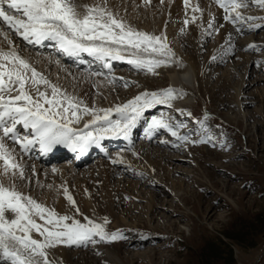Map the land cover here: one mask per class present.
Segmentation results:
<instances>
[{
  "label": "snow or ice",
  "instance_id": "snow-or-ice-1",
  "mask_svg": "<svg viewBox=\"0 0 264 264\" xmlns=\"http://www.w3.org/2000/svg\"><path fill=\"white\" fill-rule=\"evenodd\" d=\"M164 3L165 0H159L158 6L162 8ZM171 3L172 0H168L169 6ZM182 4L185 14L178 36L185 33L189 24H196L204 41L219 33L223 25L217 26L211 10L207 27H204L196 23L202 19L204 9L199 4H192L191 0H182ZM211 4L223 11V20L237 32H242L245 24L249 31L264 27L261 23L264 15L244 14L250 4L264 12V0H250V3L249 0H211ZM128 5L129 0H117L116 3L112 0H0V264H55L49 259V250L57 246L79 247L125 238L119 229L107 231V217L94 220L85 216L81 222L78 217L82 213L66 185L55 189L48 186L57 196L62 189L69 206L64 214L22 191V182L28 179L29 184L25 187L29 189L31 184L21 157L33 148L47 155L62 147L80 158L91 148L104 151L101 142L105 139L131 143V132L146 111L158 105L174 108V101L183 98L185 93L172 87L145 90L122 104L109 107H97L93 97L89 107L84 99L53 84L32 62L21 57L12 35L29 45L51 42L57 51L71 58L86 54L109 71L111 61L126 62L144 74H155L154 70L159 67H182L181 58L170 46L167 32L161 30L156 34L138 29L128 19L131 15ZM140 8L150 11L152 0H139V3L131 0L132 13L138 16ZM167 24L165 21V29ZM255 47L249 44L247 50H255ZM233 48L229 33L217 55L221 58L229 56ZM217 55L211 59L215 61ZM105 80L114 84L121 78L106 76ZM131 84L135 82H122L124 88ZM99 86L102 85L93 83V87ZM135 86L139 87L138 84ZM176 111L180 116H191L183 109ZM85 117L89 119L79 127ZM209 119L208 113L204 112L202 119L195 121L204 132L198 139L182 134L183 121H177L167 113L144 117L143 131L148 138L165 131L173 138L174 147L205 143L227 150L226 137L217 138L208 132L206 122ZM160 143L168 141L161 139ZM132 155L137 153L132 152ZM111 162L124 163L119 155ZM31 175H37L34 168Z\"/></svg>",
  "mask_w": 264,
  "mask_h": 264
},
{
  "label": "rangeland",
  "instance_id": "rangeland-1",
  "mask_svg": "<svg viewBox=\"0 0 264 264\" xmlns=\"http://www.w3.org/2000/svg\"><path fill=\"white\" fill-rule=\"evenodd\" d=\"M144 13L139 12L137 21L135 19L130 22L140 30L159 34V19H153L155 16L151 17L148 13L146 16ZM244 14L259 17L264 12L250 4ZM242 27L243 30L248 29L247 24ZM235 32L239 38L233 41L234 50L231 55L223 58L217 54L225 40L221 41L216 33L204 41L202 38H190L186 30L183 35H177L174 42L170 41V46L182 60V67H170L181 70L192 61L198 70L199 84L190 91L194 102L191 100L188 108L158 105L153 113L148 114L150 118L152 115L167 113L175 120L183 121L185 127L180 129L182 134L187 133L192 139H198L204 132L195 121L202 119L203 113L207 112L210 117L206 122L208 132L217 138L221 135L226 137L227 150H221L219 145L212 147L205 143L174 147L171 143L173 138L163 130L159 131L154 141L138 145V139L143 136L140 130V136H137L134 145H143L146 150L156 151L151 162L156 167L154 176L159 179L156 182L145 177L143 181L156 184L158 190L165 194L163 197L156 196L155 190L147 186L141 189L152 192L155 209L160 202L165 206L167 214L158 212L159 209L147 213L146 199L136 201L128 196L132 193L134 182H137L135 179L113 178V195L110 201L104 200L96 183L72 182L66 186L72 197L74 194L73 199L82 213L78 217L81 222L85 216L94 220L107 217V231L119 229L125 238L113 243L70 248L57 246L52 250L63 249L70 255L72 264H116L105 262L106 254L119 255L123 264H264V94L260 95L264 90V27L255 29L256 50H243L238 47L243 37L247 38L248 34L243 31ZM213 55H217L215 61L211 59ZM165 69L156 68L155 74H144L134 69L116 70V73L130 76L139 85L136 87L131 84L128 88H124L122 83L108 84L106 76L96 75L98 79L94 81L102 86L97 89L91 85V92L98 99L97 106L101 107L104 103L100 90H108L110 96L113 95L122 104L145 90L159 91L171 87ZM75 72L78 74L72 79H66L74 83L68 81L67 85H63L65 76L61 79L62 82L57 80L56 85L77 96L75 91L78 92L80 88L74 80L79 81V75L89 77L91 73L78 70ZM242 77L246 80L242 100L250 103L239 108L235 103V91L243 80ZM89 79L93 81V78ZM79 92L81 94L78 97L83 95L82 90ZM183 98L175 100L174 105ZM176 109L190 112L191 116H180ZM161 139L168 143L161 144ZM134 149L119 153L121 156H131ZM162 151L168 154L170 160H161ZM137 162L144 164L141 158H137ZM57 164L60 162L45 165V168ZM92 167V164L86 165L79 171H88ZM46 182L53 189L65 185L62 178ZM80 190H84L82 194ZM53 191L47 185L40 188L39 202L53 207L60 214L68 212L69 206L62 197V191L58 197ZM141 236L145 238L141 239ZM131 241L133 243L130 245Z\"/></svg>",
  "mask_w": 264,
  "mask_h": 264
},
{
  "label": "bare ground",
  "instance_id": "bare-ground-1",
  "mask_svg": "<svg viewBox=\"0 0 264 264\" xmlns=\"http://www.w3.org/2000/svg\"><path fill=\"white\" fill-rule=\"evenodd\" d=\"M116 2H117V0H112V3H116ZM137 3H139V0H137ZM191 3L192 4H199V6L202 9H204L202 19L198 20L196 22L197 24H203L204 27H207V21L209 19V10H211V12L215 15L217 26L219 27L220 25H223V27H220L219 33L217 34V37L221 41H223L228 37L229 33H231L233 41H236V39L239 38V35H237V33L235 32V29L233 28V26L231 24L226 23L223 20V15H224L223 11L219 7H217L215 4H211V0H191ZM158 5H159V0H152V8L150 11H146L143 8H140L137 11H138V13L139 12L141 13V11L143 13L145 12L144 14L146 16H147L146 13H148L149 16H151V17L155 16V18H153V19H156V18L159 19V21H157V22H159L158 24H160V26H159L160 29L159 28L158 29L160 31L165 30L167 32L168 40L171 42H174L173 39L177 36V33L179 32V29L182 26V21H183L184 14H185L183 4H182V0H172V3L170 6L168 4V0H165V3H164L162 8L159 7ZM128 12L131 14L128 17V19L130 21L135 20L139 16V15L137 16L136 14L132 13L131 0H129ZM248 15H250V14H248ZM145 19H146V17L144 18V20ZM148 19H150V18H148ZM140 20H141V18H140ZM144 20H143V22H144ZM136 21H137V19H136ZM152 21H154V20H152ZM165 21H168L166 29H165ZM144 25H142V26H144ZM155 25H156V23H155ZM152 26H153V24H152ZM146 28H147V26H146ZM187 30L190 34V36H189L190 38L195 39V40L201 39L200 30L196 27V24H189ZM243 32H244V34H248V36H247V38L243 37V39H242L241 43H239L238 47H240L243 50H247V46L249 44H253V45L257 44L255 42L257 39V36L254 35L255 30L249 31L248 29H244ZM234 33H236V34H234ZM12 39H13L14 45L19 49L21 57L28 59L30 62H32L34 67L36 68V70L38 72H41L53 84H56L57 80L62 82L63 78L66 76L64 78L65 81L63 82V85H65V84L67 85L68 81L71 82V80H66V79H72V77L75 74H78L77 72H75V70L90 72L91 75H89V77L79 75V78H80L79 81H76L77 79L74 80L76 82L77 87L79 86L80 90H82V93H83V95H79V97L84 99L89 107H91L92 98L95 97L91 92V85H93V83L100 85L99 82L97 83V81H94V80L98 79V78H96V75H99V76H108L109 75L112 77L114 76L117 78H121L119 83H122L123 80L131 81V82L136 81V80H133L130 76H126L124 74H120V73L115 72L116 70L119 71L120 69H129V70L132 69L131 66L128 65L126 62L111 61V63H110L111 70L109 71V70H106L104 68H101L100 64L96 60L91 59V58H86V57L82 56V58L79 57L76 59H74V58L62 59L61 58V56L63 55L62 53H57L54 56L51 53L52 48H53V44L51 42L45 41L42 43L41 46L29 45L26 42H24L23 40H21L20 38L15 37L14 34L12 35ZM187 39H188V37H187ZM233 50H234V48H233ZM255 50H256V47H255ZM241 58H246V57L241 56ZM165 68H166L165 71H166L168 82H169L170 86L174 89H179L183 93H185L184 98L182 100H178V103L175 104L174 106L176 108H182V107L188 108V107H190V104H191L190 101L192 100V102H194V98L192 97L190 91L195 86H198V84H199V82H198V70H197L195 64L192 61H190L187 63L186 67H184L181 70H176L170 66L165 67ZM58 77H59V79H58ZM89 78H91V79L93 78V81H91ZM242 79H243V77H242ZM257 84H258V82H257ZM245 87H246V80L243 79L240 81L239 87L235 91L236 92L235 93V95H236L235 96L236 97L235 103L237 104V106L239 108L243 107L245 103H250V102H245L242 100V97H244L243 91L245 90ZM96 88L98 89V88H100V86L96 87ZM106 88H107V86H106ZM80 90H78V92L77 91H75V92L78 94H81L79 92ZM262 91H264V90H262ZM262 91L260 92V95L264 94V93H262ZM106 92L108 93L109 91L107 90ZM106 92L103 90L102 91L100 90V97L103 99V102H104L101 105V107H109V106H112L114 104H121L120 101L113 98V95L110 96V94L109 93L107 94ZM78 94H77V96H78ZM118 95H119V93H118ZM260 95H258V98ZM95 99H96V103H97L98 99L96 97H95ZM253 102L254 101H252V103ZM97 107H100V106H97ZM154 109H156V108H153L151 110L146 111L144 113V117L148 118L149 117L148 114L153 113ZM144 117H142L141 120L138 122L137 127L133 129L134 130V131H132L133 137L135 136L138 129L139 130L141 129V132L144 134L143 129L146 126V124L144 122ZM113 118H115V117L113 116ZM87 119H89V117H85L84 120H82L79 127H82L83 122L86 121ZM19 130L21 131V133L23 132L22 128ZM156 137H157V133L154 134L152 138H148L144 135V137L142 139H138L137 143H138V145L146 144V143L154 141L156 139ZM133 140H134V138H133ZM138 145L135 146L134 143H132L129 146V148L127 150L125 149L124 151L123 150L113 151L112 149H110L111 148L110 147L109 149H106L105 153H101V154H98L97 150H95V152L93 150L92 153L93 152L95 153L94 158L88 157V158L84 159V161L81 163L79 162L80 161L79 158H76V157L73 158L70 155H66L63 153H59L56 156L51 157V158H41V159L36 160L34 158L35 155L32 154L31 152H29L27 155H24L23 157H21V159L24 161V163L26 165V168H27L26 176L30 178L31 187H30V189L28 187H25V185L29 184V180L26 179L21 184V190L25 191V192H29V194L31 196H33L35 199H37V201L39 202V201H41V199L38 196V194H39L38 192L41 188L40 185H44V186L47 185V187H48L49 183H47L46 181H50V180H53L55 178H58V179L62 178V180L65 182V185L66 184L69 185V183H72V182L74 184H76V183L81 184V183H84V181H87V182L90 181V182L96 183L99 186L98 187L99 191L101 192V196L104 198V200L106 199V201H110L111 196L113 195V193L111 195L112 188L114 187V185L111 184L112 179L113 178H120V177L124 178V179L132 178V179H135L138 183L134 182V187H132V190H131L132 193L130 192V195H128V196H131L132 200H136V201H143L144 199H146L147 202L145 204V209H146L147 213H151L153 211V209L154 210L159 209L158 212H163V214H167V210H166L165 206H163V204L160 202L158 203L159 206L157 207V209H155L156 206H154L155 201L153 199L154 195L163 197L165 194L164 191L158 190V186L156 184L151 185L150 183H145L143 181L145 179V177L152 178V180L154 179L156 182L159 181V179L154 176V172H155L154 169H156V167L151 162L152 157L156 154V151L146 150L145 146H143V145L138 146ZM104 146L109 147L110 145L108 143H106ZM134 146L135 147L138 146V147L135 148ZM130 149H134L132 151L137 153V155L133 156L131 154V156H128V155L127 156H121V154L119 153L121 151L128 152V150H130ZM110 150H112V151H110ZM162 152H163V154L162 153L160 154L161 160H163V161L164 160H170L169 157H167L168 154L165 151H162ZM117 155H119L123 159V161H124L123 164H113L111 162L112 159L116 158ZM137 158L138 159L141 158L144 161V164H142L143 166L137 162ZM56 162H60V164H57L56 166L51 165L50 168H45V165H49V164L56 163ZM90 164L93 165L91 170L79 171V169H84V166H86V165L88 166ZM164 167L166 169L167 166L164 164ZM33 168L35 169V171L37 173L36 176L31 175ZM129 168L131 170H129ZM53 169H55V173H53ZM136 173H140L141 175L138 176V175H136ZM143 186L153 188L155 190V194L153 195L152 192H149V191H144V190L142 191L141 188ZM117 190H119V189H117ZM61 191H62V189H61ZM83 191L84 190H80V194H82ZM114 191H115V189H114ZM50 192H52V191L50 190ZM116 192H118V191H116ZM61 194L63 197V192H61ZM125 195H127V194H125ZM73 197H74V194H73ZM85 197L87 198L86 195H85ZM47 201H49V200H47ZM183 202H184V200H183ZM48 203H50V202H48ZM59 204L61 205V203H59ZM124 213H127V211ZM127 216H128V214H127ZM128 219H130V218H128ZM121 223H123V222H121ZM129 243L131 245L133 242L131 241ZM49 259L54 260L55 264H72L70 255L65 253V251L63 249H57V250L50 249L49 250ZM104 261L107 263L123 264L122 263L123 261H121L119 259V255L118 256H116V255L112 256L110 254H106Z\"/></svg>",
  "mask_w": 264,
  "mask_h": 264
}]
</instances>
